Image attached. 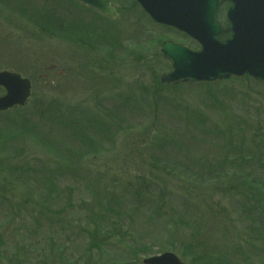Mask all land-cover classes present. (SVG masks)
<instances>
[{"label": "rangeland", "instance_id": "374dc122", "mask_svg": "<svg viewBox=\"0 0 264 264\" xmlns=\"http://www.w3.org/2000/svg\"><path fill=\"white\" fill-rule=\"evenodd\" d=\"M42 2L0 0V71L21 74L33 84L32 98L25 107L0 114V119L23 117L21 121L25 123L19 124L15 131L19 138H7V131H3L6 139L0 150L1 170L11 166H19L22 171L31 168L23 175L8 178L10 189L16 182L18 188L23 186L25 192L31 193L27 201H48L53 196L26 189L29 181L37 182L41 190L47 191L49 187L57 191L58 201L67 204L70 194L66 190L70 188L78 209H82L69 222L73 224L82 218L84 221H77L84 224L89 218L84 210L87 200L100 201V191L92 186L130 176L162 181L164 174L170 187L164 208L157 203H149L145 208L132 206V211L139 214L137 229H127L126 222L127 232L117 230L122 236L118 242H127L133 251L141 248L139 242L146 243L143 250L147 253L140 257V262L171 252L185 264H198L195 258L205 256L203 259H206L207 255L213 262H218V258L220 262L225 260L224 264H264V243L252 233L253 248L245 242L251 235H247L249 230L244 222H252L256 229L262 227L255 216V207L249 202H244L245 208L237 204L240 201L238 185L244 201H249L252 198L247 189L249 182L255 185L264 180V156L258 158L257 138L251 133L264 128V82L258 85L248 77L247 80L253 81L244 85L229 79L205 83L208 86L205 88L203 83L184 82L173 88V84L161 82V76L172 69L162 56V43L171 40L191 51L202 48L184 33L158 25L141 14L134 0H119L122 4L119 17L99 39L94 51L97 53L90 49L80 52L78 47L71 49V44L65 42L71 36L74 22L63 7L66 2H60L58 13L69 31L59 40L41 31L39 24L48 19V10L42 14L41 9L45 8ZM50 7L56 12L55 2L51 1ZM225 13L223 8L219 19L222 23L226 22ZM130 26L137 27L131 29L128 41L121 43L118 36ZM84 32L93 41L99 35V28L87 25ZM139 49L144 55L135 57ZM95 56L100 60L93 59ZM117 75L130 82L124 95L146 96L144 100L149 98L151 105L145 109L132 99L135 106L123 114L120 111L129 99L119 106H113L109 99H101L95 90L96 84L102 85L106 94L117 81ZM248 85L251 89L246 88ZM162 91L173 96L161 100ZM4 94L5 90L0 87V97ZM178 101L184 105H177ZM101 111L106 117L102 118ZM130 115L137 122L129 124ZM175 116L179 118L176 121ZM197 116L206 122L201 121L197 126L194 122ZM4 121L0 122V129ZM24 127L29 133L22 137ZM79 129L85 137L75 134ZM155 130L163 133L155 134ZM234 131L236 134L226 137ZM236 135L240 138H234ZM238 142L241 148L237 147ZM240 150L242 155L236 156ZM1 170L0 183L4 184L7 177ZM123 198L128 208L136 203L128 196ZM29 203L38 208L37 201ZM101 205H105L104 201ZM257 208L263 211L264 204H257ZM5 216L6 213L0 212V221ZM50 221L51 218L37 225L41 228L38 235L50 239V234L63 230L58 223ZM19 222L16 218L14 222H0V264H69L66 260H55V255L65 253L70 255V264L85 263L72 252V255L68 251L53 253L52 245L41 237L39 242L32 243L38 244L35 253L29 254V249L23 250L21 236L15 231ZM22 223L36 225L32 220ZM115 235L114 232L110 236ZM78 237L77 254L85 243ZM122 255L115 250L111 258L115 260ZM47 256L51 257L50 261ZM108 259L107 254L96 257L98 263H106Z\"/></svg>", "mask_w": 264, "mask_h": 264}, {"label": "bare ground", "instance_id": "6f19581e", "mask_svg": "<svg viewBox=\"0 0 264 264\" xmlns=\"http://www.w3.org/2000/svg\"><path fill=\"white\" fill-rule=\"evenodd\" d=\"M14 1L17 2L18 0H14ZM51 1L55 2L56 12L53 9V7H50ZM60 2H66L63 5V7L67 8L69 15L74 19V22L72 23L71 36L68 40H65V42L71 44L69 46V48L73 49L75 47H78L80 49V52H84V50H88V49H90L91 52H94L96 49L95 46H98L99 39H102V36L105 35V33L107 34V29L109 28L108 25L111 24L114 20H112V18L107 16V15H103V12L98 7H96L94 5H90V4L83 2V1H77V0H43L42 3H43L45 8L41 9L42 14L45 13L46 10H48V19L46 22H41L39 24V28L41 26V29H40L41 31H43L45 33L46 32L49 33L51 35L50 38H55V39L59 40L58 33L60 35H62L63 33H66L69 31L68 24L66 22H64V20L62 19L63 17L58 13V11L60 10V7H59ZM117 4H118V8L120 9L122 7V4L119 2V0H117ZM230 6H231L230 2H227V3H224L223 6H221L220 10L218 9L220 11L219 15H218V21L220 19L223 8H225V10H226V13H225V21H226V14L228 12L227 9H229ZM138 8L140 9L141 14H143L147 18L150 17V19L152 20L151 14L148 13V11H146V9L144 8V6L142 4H139ZM17 11H19V10H17ZM153 22H155V21H153ZM87 25H92L93 27L95 26V27L99 28V35L93 41L89 38L88 33L84 32ZM221 25L223 28L224 27L228 28L230 24L228 23V21H226L225 23L221 22ZM136 27L137 26L127 27L125 32H123L121 34V37H120V35L118 36L120 38L119 39L120 42L121 43L127 42L128 41V39H127L128 35L132 31L131 29L136 28ZM74 33H77V35L74 36ZM118 37H114V38H116V40H118L117 39ZM219 37L224 42V41L228 40L230 37H232V33H228V31H224V33L219 35ZM116 40L115 41L112 40V43L113 42L116 43ZM192 40L196 44H198L197 40H195L194 38H192ZM171 42L177 46L182 45V44L181 45L176 44L173 41H171ZM164 43H166V42L162 43V48H161L162 56H164V53L162 51L163 47H164V45H163ZM182 46H184V45H182ZM200 51H193V52H200ZM91 52H89V53H91ZM94 53H97V52H94ZM138 55H144L143 51L139 49V51L135 55V57ZM116 58H118L119 61H120V59L122 60V58L119 56H116ZM163 58L172 67L171 71L164 74V75H166V74L171 73L174 70V68L171 65V62L168 59H166L165 56ZM93 59L100 60L99 56H95V57H93ZM204 59H202V61H204ZM205 60L208 61L209 59L206 58ZM74 62L77 63L78 65L80 64V62H77V61H74ZM136 63L138 65H140L142 62H139V63L136 62ZM71 64H70V66H71ZM104 71H106V73H107V69ZM4 72H7V71H4ZM9 72H7V73H9ZM10 73H14V72H10ZM14 74H16V73H14ZM118 75H120V74H118ZM118 75H117V79H116L117 81L115 82V84H113L112 86H110L108 88L106 94H104L102 85H100L99 83L96 84L95 90L99 91V97L101 99H107V100L109 99L111 102H113V106H115V105L119 106L123 101H127V99H129L130 101L128 102L127 106L124 107V109L120 111L123 114H127L128 111H130V109L135 106V105H132L133 101L140 102L142 104V107L145 109L151 105V101L149 98H146L149 101L144 100L146 96H141V95L138 96L137 93L136 94L130 93V96L128 94L124 95L125 94V88L129 85L130 82L127 80L119 79ZM121 76H123V75H121ZM163 76H161V82L162 83H163V78H162ZM248 77L242 76V77H237L238 79L237 78H231V79H237L236 83H239L240 85H244L243 83H248L250 81H253V80H247L246 78H248ZM254 83L258 84V82H256V81H254ZM175 86H176L175 84L172 85L173 88ZM205 87H208L207 84L202 86V88H205ZM198 88H201V87H198ZM246 88L251 89V86L248 85V87H246ZM147 95H150V94H147ZM159 95H160L161 100H163L165 97L170 98V96H173L170 93L167 94V93H164L163 91ZM31 98H32V96H31ZM31 98H30V100H31ZM132 99H133V101H131ZM152 101H153L152 103L154 105V100H152ZM156 101L159 105L161 104V102H159L158 100H156ZM172 104L175 105L174 102H172ZM177 105H184V104H182V102L178 101ZM22 107H25V106H22ZM22 107H17V108H22ZM9 111H3V112H0V114L5 113V112H9ZM100 114H101L102 118H104L105 115H104L103 111H101ZM187 115H188V117H191L190 114L187 113ZM15 118L16 117H12L11 119H9L7 117H2V119H0V122L5 120L1 126V129H0V150L2 149V146L4 145L3 142L6 139V138H3V131L4 130L7 131V134H6L7 138H10L12 136H14L15 138H19V136L15 133V131L17 130V127H19L18 126L19 124L25 125V123L21 121L22 119H24L23 117H18L17 120H14ZM224 118H227V117H224ZM178 119L179 118L178 117L176 118V116H175L173 120L176 121ZM50 120L54 121V122L56 120V122H58L57 119L51 118ZM128 120H129V122H128L129 124H131L133 122H137L136 118H134L131 115L128 116ZM201 121L206 122L205 119H203L201 116H197V118H195L194 122L198 126L201 123ZM63 123L65 124L66 121H63ZM146 124H148V122H146ZM29 127H31V126H29ZM148 127L150 129L152 128L151 126H149V124H148ZM174 127H176V126H174ZM23 129H24V132L22 134V137L29 133L26 127H24ZM85 129H86V135H87L88 129L87 128H85ZM154 132H155V134L163 133V132H159L158 130H155ZM235 132L236 131L228 132L226 134V136H229L230 134H236ZM251 133L253 135H256V138H257V140H256L257 146L256 147L258 149L256 151V154H258L257 156H258V158H260V157L264 156V128H262L261 131L258 133L255 130H252ZM75 134L82 136V137H85L84 133L80 129L77 132H75ZM234 138L239 139L240 136L236 135ZM238 146H240L239 142L237 144V147ZM0 158H1V156H0ZM1 162L2 161H0V163ZM1 167H2V164L0 166V170H1ZM25 170H31V168H25L22 171L19 166H14V167L11 166V168L4 167L1 170V173L5 174V176L7 178L4 179V182H5L4 184L0 183V205L3 206V208L0 209V212L2 214L6 213V216L0 222H2L3 224H6V222L10 223L11 221L14 222L15 218L17 221H20L19 224L17 225V228H15V231L17 229L18 233L21 236V241H22L21 244H23V246H24L23 250L29 249L28 250L29 254L35 253L34 249H36L38 247V244L32 245V243L39 242V237H41V238L49 241V244L52 245V248L58 250L60 253L61 252L64 253L65 251H68L69 254H71V252H72V254L79 255V260L84 261L85 263L88 262L87 258H88L89 253L91 252V250H90V245H91L90 232L93 233L95 231V229L97 228L98 231H100L102 233H107L106 236H104L101 239H103V241L105 240L106 242L110 243L109 245H113V247H114L115 242H118L119 238L122 239V236L119 235L120 233H118L117 230H119V231L121 230V231H123V233L127 232V230L125 229L126 228V226H125L126 222H128L127 229L128 228L133 229L134 227L137 229L136 224L139 220L138 219L139 214L137 212L132 211L131 207L137 205L140 208H145L149 203H153V204L157 203L159 205V207L164 208L163 206L165 204V199L167 198V193L170 191V189H169L170 187L166 184L167 179H166L164 174H162V181L155 179V182H154V180L151 178L140 180L139 178H141V177L130 176L128 178H123V180H120V179L114 180V181H112V183L109 182V183L101 184V185L96 184L92 187H93V189H98L100 191V195H99L100 201H97L93 198L88 199L86 202V205L84 206V208H85L84 210H86L88 213H92V211H93L94 214L96 213L98 215V217H94V220H93V218H92V220L90 218H86L87 223H84V224H82V223L80 224V222L84 221V219H82V218L77 219L80 222H78L76 220L72 224L69 222V220L71 218H75V215L79 212V210L82 209V208L78 209L77 203L73 200L74 191L72 189L69 188L66 190V192L68 194H70V196L67 200L68 203L66 204L64 202L58 201V199H59L58 194L59 193L57 191L51 190V188H49V187H47V191L41 190V189H39V187H42L41 185L34 184L33 182H30L28 180L29 183H28L26 189L31 188V189L35 190V192H39V193H43L45 195L53 196L52 198L48 199V201H43L41 199L32 200V201L38 202V204H37L38 208L31 207L32 205L29 202H32V201H27V199H26V197L31 193L25 192V190L23 189V186H21V188H18L19 185L16 184L15 180H14L15 187L13 189H10L9 182H7V179L10 177L16 178L19 175H23ZM183 174L186 175L187 177H189V175L186 172H184ZM224 181H226V179H224ZM112 185H118L119 189L116 191L112 190V188H111ZM249 185H250V182H249ZM249 185H248V187H251L252 184L250 186ZM134 187H136L137 191H135ZM147 187H149V189ZM163 187H166V188H163ZM238 189H239V185H238ZM259 189H261V188H259ZM160 191H164L163 196L160 195ZM124 195L132 198L133 200L136 201V203H134V205L132 204L128 208V206L126 205V198H123ZM102 201H104L105 205H101ZM107 203H109V204L106 205ZM100 205L103 206V208H104V209H102V211L98 209V206H100ZM105 210L108 212L113 211V210H117V211H119V217L114 219V220H110L109 218H110V215L112 213H109V214L103 213V215L101 217V221H96L97 219H100L99 212H104ZM16 213H18V215ZM255 216H259V214H255ZM49 218H51L50 222L58 223L59 227L61 226L63 229V230H60L58 233H55L54 235L50 234V236H51L50 239L46 236H43V235L40 236L37 233L38 230L41 229L39 227L37 228V225L46 222V220ZM89 219L91 220L90 222H88ZM27 220L36 221V223H35L36 225H33L32 223H27V225H25L22 223V222H26ZM61 223L63 225H61ZM30 226L32 228H30ZM262 228L264 230V227H262ZM147 231H149V230H147ZM114 232L116 233V235L113 238L110 235ZM253 235L255 236L256 239L262 241L260 238V235H258V232H256ZM0 236H2L1 235V226H0ZM254 236L252 239V247H253V242L255 239ZM77 237L85 240V243H83L84 246H82L79 254H77L78 244H77V242H75ZM141 237H144V235ZM61 241H64V243L60 245ZM13 244H14V240H13ZM145 244H146L145 242H142V241L139 242V246L141 248L137 249L136 251H133L131 248H129L128 243L124 242L122 240V243L118 242L117 248L116 247H114V249L106 248L104 253L108 255L109 260H107V262L104 264H127V263L123 262V259H125L124 255H126V254H128L130 256L133 254L134 255L136 254L137 259L135 258L134 262H136L138 264H144L142 262H143V260H146V258L140 262V257L147 253V252H145V250H143V248H146ZM14 246H15V244H14ZM121 246H122V249L120 248ZM206 246H209V245L206 244ZM126 248H127V250H126ZM129 249L132 250V252H130ZM16 250H17V247H16ZM115 250H117L120 253H123L122 258L120 257V258L115 259V260H113V258H111L113 253H115ZM65 255L69 256V258H70V255H68L67 253H65ZM90 255L92 256V258L94 260V258H96L99 255V252H97L95 250L93 252V254H90ZM204 257L205 256L196 257L195 263L198 262V264L199 263L210 264V262H211V264H218L221 260L218 258V262H216V261L213 262L212 260L209 259L208 255L206 257V259H208V260L203 259ZM46 258L50 261L51 257L47 256ZM66 261H68V263L70 264V259L66 260ZM222 262H224L223 259H222ZM222 262H220V263H222ZM72 264H77V262H73Z\"/></svg>", "mask_w": 264, "mask_h": 264}, {"label": "water", "instance_id": "95a60500", "mask_svg": "<svg viewBox=\"0 0 264 264\" xmlns=\"http://www.w3.org/2000/svg\"><path fill=\"white\" fill-rule=\"evenodd\" d=\"M98 7L103 15L118 17L116 0H78ZM142 4L156 24L175 28L201 46L200 52L185 46L164 43L163 53L174 70L164 75L165 84L215 83L237 77H251L264 82V0H135ZM230 2L223 28L219 10ZM219 9V10H218ZM226 29V30H225ZM228 31L224 41L219 35ZM209 59L206 61L205 59ZM204 59V61H202ZM0 86L6 94L0 97V112L25 106L33 86L21 75L0 72ZM144 264H185L174 253L149 257Z\"/></svg>", "mask_w": 264, "mask_h": 264}, {"label": "trees", "instance_id": "16d2710c", "mask_svg": "<svg viewBox=\"0 0 264 264\" xmlns=\"http://www.w3.org/2000/svg\"><path fill=\"white\" fill-rule=\"evenodd\" d=\"M39 29H41V26ZM47 34H49V33H47ZM62 35H64V34H62ZM62 35H60L58 33V38L62 37ZM232 81H237V80L233 79ZM233 135L234 134H230L229 136H233ZM229 136H226V137L229 138ZM241 153H242V151L240 150L239 154H237L236 156L242 155ZM227 177L225 179H227ZM33 183L38 184L37 182L36 183L33 182ZM252 186L251 187L247 186V189L250 191V193H252V198L249 201H244V194L238 189L237 193H239L240 201H237V204H241L242 207H244V208H245L244 202H249V203L253 204L255 207V214H259V216H256L260 220L259 224L262 225V227H264V210L262 211V210L257 208V204H264V180L262 183L257 182L255 185L253 184ZM118 187H119L118 185H112L111 188H112V190L116 191L119 189ZM147 188L149 189V187H147ZM163 188H166V187H163ZM259 188H261V189H259ZM134 189H135V191H137L136 187H134ZM163 194H164V191H160V195L163 196ZM98 209L102 211V209H104V208H103V206L100 205V206H98ZM103 213H106V214L112 213L110 215V218H109L110 220H114V219L119 217V211L113 210V211L108 212L105 210L104 212H99L100 219H97L96 221H101V217H102ZM86 214L91 220H92V218L94 220V217H98V215L96 213L94 214L93 211H92V213L87 212ZM90 219L88 222L91 221ZM243 225H245L246 227L248 226L247 229L249 230L250 233L248 232L247 235H251V233L255 234L256 232H258V235H260V238L262 240L261 242L264 243V235H263L264 230L262 227H259L258 229H256V228H254V225L252 224V222L251 223L244 222ZM106 234L107 233H102V232L98 231L97 228L95 229V231L93 233L90 232V237H91L90 250H91V252L89 253L88 258H87L88 262H86L85 264H102V263L104 264L105 262L98 263L96 261V258H94V260H93V258L90 254H93V252L96 250L97 252H99L98 256H100V255L104 256V254H105L104 252H105L106 248L114 249V247H116V248L118 247V242H115L114 247H113V245H109L110 243L106 242L105 240L103 241V239H101L104 236H106ZM252 239H253V235H251V237H249V238H245V242L248 245V247H252ZM197 242L200 243V238L197 239ZM50 251H53V253H56L58 250L51 248ZM126 255H124L125 259H123V262H125L127 264H138V263L134 262L135 258L137 259L136 254L135 255L133 254L131 256L128 254H126ZM55 256H56V259H55L56 261L69 260V256H65V254L55 255ZM217 261H218V259H217ZM224 263H225V260H224V262H222L220 264H224ZM77 264H79V263L77 262ZM210 264H211V262H210Z\"/></svg>", "mask_w": 264, "mask_h": 264}]
</instances>
